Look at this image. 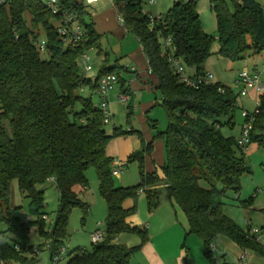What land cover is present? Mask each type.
<instances>
[{"label": "trees", "instance_id": "1", "mask_svg": "<svg viewBox=\"0 0 264 264\" xmlns=\"http://www.w3.org/2000/svg\"><path fill=\"white\" fill-rule=\"evenodd\" d=\"M111 1L126 31L142 46L158 81L156 90L168 120L166 129L157 134L164 141L166 156L161 175L143 172L148 147H142L127 159V163H138V184L114 186L112 159L105 149L112 138L126 132L119 128L110 134L104 131L102 114L93 105L92 95L105 74H114L126 94L119 79L124 68L109 67L104 60L93 80L81 73L80 55L97 46L100 38L86 21L84 7L75 0H60L64 8L77 14L86 39L64 46L51 24L55 15L41 0H7L0 5V223L6 228L0 233V259L36 264L19 250L30 226L36 227L45 241H51L52 251L63 246L70 213L75 208L86 209L78 199L77 189L86 186L85 172L89 168L95 170L97 192L106 204L105 236L89 251L71 252L66 264H129L147 236L139 226L126 222L135 208L124 209L123 202L136 198L138 190L161 183L165 184L161 190L144 191L148 211H154L162 200L173 201L186 217L189 234L202 240L210 264L213 261L209 246L218 237L264 258V246L222 214L225 193H238L240 179L248 173L236 138L224 137L220 132L222 119H227V127L234 126L235 96L230 88L217 82L197 89L179 83L162 48L163 39L170 36L173 56L195 74L204 71L214 43L218 45L216 54L230 61L240 60L250 52L260 54L264 51V9L259 0H209L216 38L203 31L194 0L174 3L152 27L150 15L142 11L143 0ZM27 14L31 16L30 24L25 19ZM39 28L44 31L47 60L35 48ZM84 90L87 97L79 95ZM258 100L260 113L252 123L249 143L264 147V93ZM130 115L131 105L128 119ZM13 182L29 201L27 223L11 212ZM46 182H52L58 193L49 233L41 219L46 215L43 192L37 189ZM239 205L246 207V202ZM120 234L137 235L140 242L128 248L116 242Z\"/></svg>", "mask_w": 264, "mask_h": 264}, {"label": "rangeland", "instance_id": "2", "mask_svg": "<svg viewBox=\"0 0 264 264\" xmlns=\"http://www.w3.org/2000/svg\"><path fill=\"white\" fill-rule=\"evenodd\" d=\"M186 0H155V5H149L148 0H143L142 11L145 14H149L151 17L156 16H165L169 9L174 3L185 2ZM196 3V10L198 13L199 21L201 27L205 34L210 37L216 38V23L214 14L210 10L209 0H194ZM260 5L264 9V0H259ZM88 19V18H87ZM86 19V20H87ZM129 38L131 41H124L119 47L118 40H113L110 36H106L101 41V51L108 54L110 59H113V56L119 57L118 52L120 49L125 48L129 49L135 46V43H132L133 36L130 35ZM129 39V40H130ZM160 41V40H159ZM218 49L217 43H214L211 47V54L207 58L204 64V71L210 73L213 76V82L220 83L231 89L233 95L235 96V106L236 110L233 118V128H229L225 125L227 119L221 120L220 132L224 137H234L239 136L240 127L243 122L241 117L242 111L251 112L255 107V103L258 101L259 95L255 90H248L244 96H240L239 88L235 84V80L238 77V74L241 70H247L249 73L257 72L260 76V83L264 84V51L260 54H253L250 52L248 55L244 56L240 60L230 61L224 59L216 54ZM89 56L91 58L92 71L87 73L89 76L97 75L99 69V63L101 57L97 56L96 51H89ZM43 60H47L48 56L43 54L41 56ZM86 75V76H87ZM159 93L157 92V95ZM81 97H87L88 92L82 91L79 92ZM98 100L96 97L92 98L93 105L98 107ZM125 105H117V108L112 110L115 115L113 122L116 125V128L123 127L125 129L129 126L127 124ZM151 121L148 122L149 129L155 132L164 131L167 127V117L165 111L156 106L152 113L149 116ZM156 121L155 128H152L154 122ZM132 122V117L128 122ZM111 122L104 125L103 129L107 134L111 132ZM123 131V130H122ZM245 166L248 168V173L244 174L240 179V190L238 193L232 191H227L222 199L223 207L222 214L229 219H231L237 226H239L244 231H251L257 229L259 233V244L264 246V147L259 146L256 143H249L247 151L242 155ZM86 177V189L78 188L77 196L78 199L85 204L86 209L83 211L81 208H75L70 213L67 225V238L63 241V247L67 252H75L79 248H84L86 251H89L91 248L90 234L96 229L97 223L104 224V219L106 216V204L102 198L99 197L97 192L98 179L93 168H89L85 172ZM123 179L126 183H133L136 181V175L124 174ZM131 181V182H130ZM115 187H118L121 183L117 179H113ZM202 187H205V183L200 182ZM217 189H220V186L215 184ZM38 190L43 192L44 198V208L43 212L46 214L48 222H54V216L57 209V199L58 193L55 186L51 182H46L43 185L37 187ZM257 189H261L262 192L259 194L254 193ZM142 197H138L140 199ZM240 202H246V207H241ZM28 199L19 193L16 182H13L10 189V205L11 212L14 216H17L21 221L28 219ZM16 208L18 210H16ZM45 223V231L47 232L49 227L48 223ZM6 228L3 224L0 223V233L5 232ZM51 232V231H50ZM6 236L7 233H6ZM256 236V237H257ZM120 243L128 248L136 246L140 242V238L137 235L132 234H120ZM195 240H199L196 237H193ZM226 242L231 243L227 238L220 237ZM48 241H45L44 237H41L36 227L30 226L27 232V239L24 241V246L20 247L19 250L22 251L23 255L28 260L37 261L36 264H50L49 263V253L45 249V245ZM124 243V244H123ZM218 251L224 253L218 257L219 263H232L233 252L224 250L223 245L216 243ZM32 248H38L39 253L37 257L30 258L28 251H31ZM29 249V250H28ZM212 253V252H211ZM247 256L252 257L257 264H264V258L256 251L252 250H243ZM29 254V255H28ZM133 258H136L134 256ZM132 258V259H133ZM68 258H65L63 261L58 264H66ZM8 262V261H4ZM207 264L208 259H205ZM11 264H16L15 262H10Z\"/></svg>", "mask_w": 264, "mask_h": 264}, {"label": "crops", "instance_id": "3", "mask_svg": "<svg viewBox=\"0 0 264 264\" xmlns=\"http://www.w3.org/2000/svg\"><path fill=\"white\" fill-rule=\"evenodd\" d=\"M75 2L84 7L87 13L86 19L88 18L86 21L91 23L93 30L100 36L97 46L91 50L92 52L96 51L97 56L101 57L99 68L104 60L107 61L109 67L118 65L124 68L119 75V79L123 81V89L127 91L126 94L129 96V102L124 108L129 126L125 129L121 126L118 127L126 133L112 138L108 142L105 152L112 159L111 167H121V172L117 176H112L113 179L121 182L118 187H133L139 182V167L137 162L127 163V159L131 154L142 147H148L142 161V169L146 174L155 173L160 176L161 168L166 162L164 141L157 136L160 132L154 133V131L149 129L148 125V122L151 121L149 116L152 110L156 106L162 108L161 96L157 95L158 91L156 90L158 81L156 76L150 71L142 46L133 35L132 43H135V46L131 49L126 46L123 49L121 48L118 52V58L113 56V59H110L108 54H101V41L106 36H110L113 40H118L119 47L122 42L131 41L129 38L131 34L118 21V14L111 0H99L95 4H87L86 0H75ZM25 19L30 24L31 16L29 14L26 15ZM51 24L54 28L56 27V22L52 21ZM39 34L40 37L38 39H44L42 28H39ZM95 77L96 74L86 76V78L91 80ZM120 85V83H117L108 94L111 118L107 124L112 120L110 125L111 132L113 129H117L113 122L115 115L112 110L116 109L117 105L122 104L118 100L119 94L122 93ZM92 97L99 99L96 95H92ZM129 105H131L129 119L132 117V122H128L129 119L127 118ZM152 122H154V125H152L154 129L156 121L152 120ZM129 131L130 133H128ZM125 173L132 175V178L133 175H136V181L126 183L123 179ZM164 186L165 184L161 183L144 188L142 193L137 191L136 198L127 199L123 202L122 206L124 209L135 208L134 215L127 218L126 222L130 226H139L145 231L147 236V241L130 258L129 264H206V250L202 240L195 235L189 234L186 217L173 201L162 200L154 211H148L144 191L149 189L161 190ZM80 188L86 189V186ZM138 197L142 198L138 199ZM193 237L199 240H195ZM115 240L121 244L119 236ZM216 243L223 245L224 250L234 253L232 255V263L229 264H257L252 257L247 255L244 261H240L239 257L243 250L234 243H228L220 237L212 244L214 250L210 255L213 264H228L218 262V257L224 255V253L218 251ZM134 256L136 258H133ZM207 264H210L209 260Z\"/></svg>", "mask_w": 264, "mask_h": 264}, {"label": "built area", "instance_id": "4", "mask_svg": "<svg viewBox=\"0 0 264 264\" xmlns=\"http://www.w3.org/2000/svg\"><path fill=\"white\" fill-rule=\"evenodd\" d=\"M7 0H0V5L4 4ZM99 0H86L87 4H95ZM45 8L50 11L53 15H55V33L57 34L60 41L64 46H69L77 43L85 42L84 30L82 26L78 22L77 14L70 10L64 8L60 0H41ZM149 5H155V0H148ZM161 16L149 17V26L152 27L155 23L161 21ZM118 21L123 24L122 18L118 15ZM35 48L39 54H44L46 52L45 48V40L37 39L35 41ZM162 48L167 52V61L177 76L179 83L184 86L197 89L200 86L208 85L213 82V76L210 73L203 71L201 74H195L193 71L185 67L177 58L173 56L174 48L172 46L170 36H167L163 39ZM93 47H89L86 51H84L79 58L81 73L83 76L87 75V73L91 72V58L89 56V51H91ZM264 70V65H263ZM118 83V79L114 74H105L101 76L97 83V89L95 91V95L99 98V106L98 109L102 114L103 123L106 125L111 118V111L108 104V94L114 88V86ZM236 86L239 88V95L244 96L248 90H255L257 94H261L264 92V84L260 83V76L257 72L249 73L247 70H241L238 74L237 79L235 80ZM221 91V90H220ZM118 100L120 103L127 105L129 102V96L125 93H121L118 96ZM260 113L259 108V100L255 103V107L253 111L247 112L242 111L241 117L243 118V122L240 127L239 136L236 138V145L244 154L247 151V147L249 145V137L250 131L252 129V123L255 117ZM121 172V167H111V175L117 176ZM52 181V179H50ZM264 188V187H263ZM143 189L138 190L139 193H142ZM261 189H257L253 196L261 193ZM43 221L47 220V217L43 215L41 217ZM30 221V218L26 219L24 222L27 223ZM48 223V233L51 231L53 226V222L46 221ZM96 229L90 234V242L91 245H97L101 243L105 236V226L102 223L96 224ZM259 231L257 229L249 230L248 234L254 236L256 240H259L257 234ZM257 236V237H256ZM20 246L15 245V249H18ZM46 251L49 253V263L50 264H58L63 261L65 258H68L71 252H67L66 249L62 246L55 251H52L51 241H48L45 245ZM29 250V249H28ZM30 253V258L37 257L39 253L38 248H32ZM209 250L212 252L214 247L212 245L209 246ZM80 254L85 251L84 248H79L77 250ZM246 259V254L242 253L239 257L240 261H244ZM0 264H11L10 262H4V260L0 259Z\"/></svg>", "mask_w": 264, "mask_h": 264}]
</instances>
